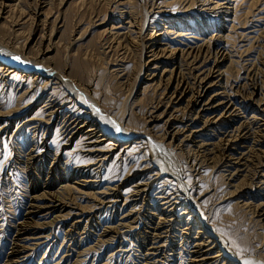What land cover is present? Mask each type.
<instances>
[{"label":"rangeland","instance_id":"obj_1","mask_svg":"<svg viewBox=\"0 0 264 264\" xmlns=\"http://www.w3.org/2000/svg\"><path fill=\"white\" fill-rule=\"evenodd\" d=\"M203 1L206 5H200ZM8 3L6 12H0V42L15 41V49L27 43L24 53L28 59L62 70L70 79L90 81L94 86V95L104 107H114L117 117L122 113L129 115V128L140 130L139 127L144 125L140 109L146 102L148 104L158 98L162 90L153 91L156 83L161 80L162 84L171 71L176 73L177 68L185 72L193 71L185 64L189 58L185 54L179 61L181 54L178 48L181 49L185 43L195 47L201 45L202 50L205 47L209 49L197 57L198 63L211 66L217 62L222 66L223 74L214 72V76L209 78L214 81L207 94L211 104L218 100L219 95L212 94L220 90L222 83L229 94L235 93V105L241 106L242 97L247 95H251L254 102L264 96V0H43L42 4L38 0H9ZM37 3L41 5L34 10ZM216 3L219 4L214 12L211 7ZM150 4L157 5V8H149ZM122 11L132 14L131 22H125L128 18ZM156 30L164 31L156 37L160 38L159 46L164 50L151 60L152 54L148 49L140 54L139 47L141 39L151 41ZM122 34H126L127 39L122 40ZM217 44L223 46L226 52L222 60L219 56L214 59ZM174 47L176 51L172 54ZM3 73L5 77L0 82V264L7 261L12 264H188L189 241L199 235L195 221V217L198 218L195 212H198L191 203H180L182 205L174 209L175 213L172 212L173 221L169 222L171 233L167 234L168 237L161 235L158 238L162 248L158 253L147 254L149 245L143 237L162 210L160 204L159 210L156 209L158 204L154 206L158 203L156 197L173 191L174 182L165 175L170 169L164 158L165 150L177 160H174V164L185 172V179L190 184L195 179L193 194L198 196L200 204H213L210 222L234 250L240 253L263 251L259 249V243H264V219L255 216L248 208L264 202V183L255 178L257 174L264 179V139L261 140L260 136L264 132V108L256 110L255 105L250 108L251 105L244 102L241 103L244 110H237L235 117L222 113V107L217 106L201 113L185 108L188 98L185 95L176 106L175 115L181 112L186 118H191L194 121L191 127L203 125L201 135L195 137L194 142L177 148L176 142L166 139L163 145L165 150H161L154 145L142 148L138 142L134 143V138L120 155L122 162L114 158L119 150L115 149L102 164L101 171L94 169L92 172H97L89 177L86 175L87 179L67 176L58 184L45 187L40 181L39 187H34L38 162L27 165L25 161L32 146L35 149L43 141L46 149H49V158L43 161L42 166H49L50 160L58 156L61 172L54 171L51 177L55 179L57 173L69 175L75 164L86 160L80 155L85 154L80 149L84 140L76 135L67 143L65 140L70 133L58 135L54 122L47 123V129H43L44 125L37 134L31 133L32 122L45 117L42 105L50 97L51 88H43L34 94L41 82L32 72ZM143 76L145 82L141 83L139 81ZM131 90H138L139 93L129 97ZM252 90L253 93H250ZM244 116L256 121L254 126H259V131L254 133L255 129L250 128L253 134L249 136V141H235L239 146L237 151L248 155L249 159L238 170L231 168L234 171L231 177L229 170L220 167L222 164L219 162L223 160L219 150L225 141L220 140L219 130L211 126L232 119L238 125ZM167 117L168 113H164L157 121L150 123V133L155 136L154 139L158 140ZM202 139H206L205 142L209 144L206 147L211 154H206L208 150L196 151V145ZM259 156L263 158L261 163H258ZM192 158L199 164L197 172L189 167V159ZM142 163L149 164L151 170L155 169L145 176L130 174L132 177L128 180L121 179ZM94 165L98 163L92 167ZM157 170L162 175L152 181L150 197H137L131 201V185ZM253 171L256 173L251 181L249 175ZM55 182H58V178ZM259 187L263 189L258 191ZM115 188L120 192L117 201L113 202L115 199L110 198V203H101L102 196L112 195ZM238 190H242L244 195L235 198L234 193ZM52 194L64 196L65 209L59 213L64 218L63 222L53 220L58 212L41 207ZM30 196H35L31 202L35 207L30 216L23 218L29 209ZM244 202H247L246 208L242 206ZM90 208L93 216H98L97 220L93 216L90 220L87 214L79 215L81 211L89 212ZM127 212L133 215L128 218ZM149 212H156L157 217L150 216ZM22 221H26L28 226L26 230L16 233L17 224ZM96 221L98 226L92 225ZM71 224L77 226L78 234L67 235ZM109 225L111 228L119 226L117 233L102 234L105 226ZM190 225L191 228H188ZM262 254L255 258L257 261L253 258L255 264H264V251Z\"/></svg>","mask_w":264,"mask_h":264},{"label":"bare ground","instance_id":"obj_2","mask_svg":"<svg viewBox=\"0 0 264 264\" xmlns=\"http://www.w3.org/2000/svg\"><path fill=\"white\" fill-rule=\"evenodd\" d=\"M0 1H1L0 12L4 11L5 13L6 8L9 4L8 3L9 0H0ZM38 1L41 4L43 2V0H38ZM145 1L146 0H144V2ZM39 3H37V5L35 6L36 8H34V10L39 9L38 7H40L41 5ZM218 4L219 3H216L215 6L211 7V9H213L214 12H215L214 9L217 8ZM200 5H206L205 1L201 2ZM153 7L157 8V5L154 6L150 4L149 8H153ZM128 12L129 11H122V13L127 15L126 18L128 19L125 21L126 23L131 22V20L133 19L132 14ZM163 32H164L163 30L154 31V36L151 37L152 38L151 41H146L145 38H142L140 47H139L140 54H141V51L143 52L146 49H148V52L152 54L151 60L155 59L158 52H161L162 50H164V47L159 46L160 38H156L158 36H161ZM125 35L123 34L120 35L121 36L120 38H122V40H125L126 38ZM42 39L43 38H41V40ZM119 40L121 41V39ZM14 42L15 41H13L12 43L11 42H4V43L0 42V82L3 81L2 79L5 77V74L3 73V71H5L6 73L8 72L6 75H8L11 71H22V72L25 71V72H32L36 76V79H39V81L41 82V84H39L33 91L34 94L40 92L43 88H46V87L51 88V91L49 92L51 93L50 97H48L45 100V102H43V105H42V107H44V109L42 110V113H43V116L45 115V117L44 118L42 117L32 122L33 124L30 125V132L33 134H37L40 131V129L44 127V125L45 127L43 129H47V123L54 122L55 124H57L56 131L58 132V135H62L63 133H67V132L70 133L69 137H67V139L65 140L67 143H69L73 138H75L76 135H78L80 139L84 140L83 143H81L80 149L84 151L85 154L80 153V155L85 157L86 160H84L83 163L75 164L69 175L68 173H64V172H62V174L57 173L58 182H55V180L57 179L56 176H55V179L51 177V175L54 174V171L56 172L58 170L61 172V168L59 169V165H58V160H59L58 156L50 160L49 166H42L43 161L49 158V154H48L49 149H46L47 146L45 147L46 144L43 143V141H42V144L39 146H36L35 149L32 146V148H30V151L26 154L27 157L25 161L27 165H31L35 162L36 163L38 162V164L35 167L36 170L38 171L36 172V174L34 173L36 176L34 177L35 181L33 182L34 187H39L40 181L43 185H45V187L51 186L53 184H58L61 181H64L67 176L73 177L76 179H78L79 177H84L85 179H87V176L89 177V175H94V173H96L98 169L100 170L104 161L108 159L114 153L115 149H119V150L115 154L114 158L122 162L123 158H121L120 155L125 151L126 148L129 147L130 142L134 138H135L134 143L135 141L138 142L140 147L142 148H144V146L145 148H147V147H151L152 145H154L155 147L159 149L161 148V150L164 149L163 145H165L166 139H169V141L171 142H176L174 144L176 145L177 148L183 146L184 144H188V142L189 143L194 142L195 141L194 138L201 135L200 131L203 125H201L200 127H195V128L191 127V125L194 123V121H192L191 118H186L184 115L181 114V112L178 113L179 114L178 116L175 115V112L177 111L176 106L179 104V102L183 99L185 95H188L185 108L189 107L193 109L195 112H201V113L204 111H209L214 106H217V107H222V113H227L230 117H235L237 116L236 114L237 110H241V109L244 110V108L242 107L243 105L241 104L244 102H247L248 104H250L251 105L250 108L255 105L256 110H262V108H264V96L260 97L257 100V102H254L252 97L250 98L251 95L250 96L247 95V97H242L241 99L242 102L240 103L241 106L235 105L237 104V102H235V99L233 97L235 93L229 94L228 89H226L227 88L226 85H223V83L222 85H220V90H216L212 94V95H219V98L214 104H211V101L209 100L210 97L207 96V94L210 88L212 87V85L214 84V81L211 79L209 80V78L214 76V72H218L217 74L219 75L221 73L223 74V70L221 69L222 66H220V64L217 62H214V65H211V66L203 64V62L202 64L198 63L196 61L197 57L200 54H202L201 53L202 51L204 52L207 50L209 51V49L205 47L204 50H202L203 47L201 45L195 47L191 44L185 43L181 49L178 48L181 54L179 61L183 59V56L185 54L186 58L189 57L187 59L188 61L185 62V64L187 65V67H191L193 71L185 72L183 70H180V68L179 69L177 68L176 73L174 74L171 71L170 76L166 78V80L162 84H161V80L158 83H156L153 86V91L154 92L159 91V90H162V91H159L157 99L151 100L148 104L146 102L141 107L140 114L143 118L144 125L139 127L140 130L132 129V128H129L127 125L129 121V115L127 113H122L120 114V117H117L116 116L117 110L114 107H104L101 104L100 99H98V97L94 95V92H95L93 91L94 86L92 85L90 81L82 82L80 78L76 80L70 79L66 75H64V72L62 70H57L56 68L50 65L41 64L38 61H35L34 59H28V57H26L24 53L25 49L27 48V43L22 45L19 49H15V45H13ZM107 46L110 47L111 45H107ZM175 51H176V47H174L171 50L172 54H174ZM225 53L226 52H225L224 47L217 44L214 48V57H215L214 59H216V56H219L221 57V60H222V58L225 57ZM17 57L19 59H17ZM215 67H216V70H214ZM64 69L66 68L64 67ZM141 69L142 68H140V70ZM146 71H148V69H146ZM21 74L24 75L23 73ZM139 82L141 83L145 82V77L141 78ZM58 88H59V91H58ZM138 93H139L138 90H135V91L131 90L129 92V97H132V95L134 96L135 94H138ZM250 93H253V90ZM127 100H129V98H127ZM162 100H164L163 103H162ZM164 113H168V117L164 120L163 128L160 132V136L158 138L156 137L158 139L156 140L153 138L155 136L150 133V130H151L150 123L153 121H157L160 118V116ZM219 117L220 115L218 116V118ZM234 121L236 120L232 119L229 122L220 123L216 125L214 124L213 126H211L212 128L219 130L221 134L220 140L225 141L224 143L225 145L220 147L221 151L219 150L222 156L221 159L223 158V160L219 161L218 159V161L221 162L222 164V166L220 167H225L227 168V170H229V174L231 177L234 176V171H231V168H234V170L236 171L239 169V166H241L244 163V161L249 159L248 155L245 156L244 153H242L241 151L240 152L237 151L239 146L237 145V143H235V141L238 140L239 142L244 143L248 138H250L249 136L253 134V133L251 134L250 128L255 129V131L253 130L254 133L259 131L258 129L259 126H256V127L254 126V124H257L256 121L248 120L246 116L243 117V121L241 123L240 122L237 123L238 125H235ZM117 128H119L120 131H117L116 130ZM260 136H262L261 140L264 139V132H262ZM205 140L206 139H202L201 142L196 145L197 147V148L195 147L197 149L196 151L202 152V151H207L209 149L206 147L207 146L206 144L208 143H206ZM247 141H249V139ZM219 145L220 144H218L217 146ZM165 152L167 155L164 153L165 155L164 158H166L165 160L167 162V165L168 167H170V169L168 170V172H166L165 175L171 178L170 181L173 180L174 183L172 184L174 185V187L172 188L173 190L172 192L171 191L166 192L163 195L156 197L158 198L156 201L158 203H155L154 206L158 204V206H156V209H158L159 204H160L161 205L160 208H162V210L158 212V217L156 216V212H152V213L149 212L150 216L152 217L156 216L157 218L154 219V223L147 228V231L145 232L147 235L143 236L145 238L144 241L148 242L147 244L149 245L148 250L150 251H147V254H154L153 252L158 253V251L162 249L161 245L158 244L159 242L158 238L161 237V235H165V237H168L167 234L171 233V230L169 229V225H170L169 222L173 221L172 212L174 211V209L178 205H180V203H182L183 205H186V204L189 205V203H191L193 207L196 208L195 210H197L198 212V213L195 212V214L198 215V218H196L197 216L195 217L196 219L195 221L197 225V233L199 235H195L194 239L189 241L190 247L187 251L188 252V260H187L188 264H219V263L220 264H245L246 261L253 260V258L255 259L256 257L258 259V257H260V254L263 255L262 252L264 251V243L263 244L259 243L260 244L259 249L262 248L263 251L254 250L253 252H250V253L248 252L246 253L245 251L244 253L243 252L240 253L234 250L232 245L228 243L227 239L210 222L212 221L211 220L212 210L214 209L213 204L209 206L200 204V202L198 201V196L193 194V190L195 189V183H196L195 179H194V182L190 184L185 179V176H186L185 172H182V170L178 169L176 165L174 164L175 159L173 158V156H171L172 154L166 150ZM206 154L208 155L211 154V151L208 150ZM235 154L237 155L234 156ZM217 156H219V154ZM194 157L196 158V156ZM261 157L262 156L258 157V163L262 162L263 158ZM152 161L153 160H151V162ZM212 161H214V159ZM231 161H232V164H231ZM189 162H190L189 167L191 171L197 172L199 169V164L195 162L193 158L191 160L189 159ZM96 163H98V165H94V167H92V165ZM43 169H46L44 170L45 172L43 171ZM94 169H97V170L96 172L93 173L92 171ZM152 170L149 164H143V165L140 164L135 170H132L131 172L127 174L125 173L126 175H123L124 177H122L121 179L128 180L130 177H132V175L139 176V177H141L142 175L145 176L148 172H151ZM43 172L45 173V175L42 176ZM255 173L256 172L253 171L251 175L248 174L249 180L252 181V179H254ZM161 175H162V172L157 170L156 172H152V174H149L145 178H140L138 181H136V183L132 184L131 186L133 187L130 188L131 196H132L131 201H134L135 198L137 197L138 198L139 197L140 198L150 197L149 188L152 184V181L158 179V177ZM255 178L257 179L256 181L260 183H264V179L261 177H258L257 174ZM84 181H88V180H84ZM86 185H89V183H87ZM262 189L263 188L259 187L258 191ZM111 194L112 195L110 196L109 194H107L108 196H102L103 199L101 203H107V202L110 203V200L112 198L115 199V200L112 199L113 202L117 201L120 195V192L117 191V188H115L114 191L111 192ZM234 195H235V198H240V196L244 195V192L242 190H238L237 192L234 193ZM34 198L35 196H30V202L28 203L29 209L25 212V215L23 216V218L27 217L28 215L30 216L31 213L33 212L32 208H34L35 206L34 204H31V202L34 201ZM63 199H64V196L59 197L56 194H52V197L48 198L47 203H44L41 206L42 208L43 207H46L47 209L51 208L52 211L58 212L53 218L54 221L58 220L60 222H63L64 220V218L61 217L62 214H59L63 208L65 209V206H64L65 204L63 203L64 202ZM97 202H100V201H97ZM246 203L247 202H244L242 205L245 208H246ZM263 204L264 202H261L259 204H252L251 206H249L248 210L249 211L251 210V212L255 214V216H260V217H263L264 219ZM91 209L92 208H90V210H88L89 212L87 213L86 212L83 213V211H81L82 214L79 213V215L86 216L87 214V216H90V220H92L91 217L94 214ZM70 213L71 211L69 209L68 214ZM128 214H129L128 218H130V216L133 215V213H128ZM93 217H95L94 219L97 220L98 216L97 217L93 216ZM25 222L26 221H22L20 222V224H17L16 233L17 232L19 233L22 230H26L28 225ZM92 225L98 226V221L94 222ZM76 227L77 226H75L74 224L69 225V228L66 232L67 235L72 236L74 233L78 234V232H76ZM118 227L115 226L111 228L110 225L105 226L102 234L107 235L112 232L113 234L117 233L116 228ZM188 228H191V225ZM149 256L150 255H148V258H151ZM255 260H253V264H255L254 263ZM259 262H260V259H259ZM5 264H12V263L10 261H7ZM261 264L263 263L261 262Z\"/></svg>","mask_w":264,"mask_h":264},{"label":"snow or ice","instance_id":"obj_3","mask_svg":"<svg viewBox=\"0 0 264 264\" xmlns=\"http://www.w3.org/2000/svg\"><path fill=\"white\" fill-rule=\"evenodd\" d=\"M17 59H19V58L17 57ZM116 130H117V131H120L119 128H117ZM245 264H253V262H251V261H246Z\"/></svg>","mask_w":264,"mask_h":264}]
</instances>
